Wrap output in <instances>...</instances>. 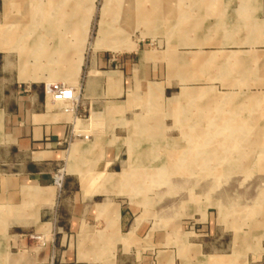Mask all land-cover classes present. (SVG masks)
Listing matches in <instances>:
<instances>
[{"label": "crops", "instance_id": "1", "mask_svg": "<svg viewBox=\"0 0 264 264\" xmlns=\"http://www.w3.org/2000/svg\"><path fill=\"white\" fill-rule=\"evenodd\" d=\"M20 1L0 0V264H185L188 257L199 259L198 264H264V204H215L203 221L194 219L191 226L179 221L158 224L134 204L130 196L138 187L143 190L137 179L152 176L149 164L170 162V152L163 154L168 150L176 151L177 162L183 163L185 146L196 142L163 140L156 132L169 130L167 121L154 123L150 107L136 106L144 91L133 87L146 82V63L99 53L86 66L82 56L75 64L77 55L70 52L79 42L73 46L68 28L58 33L59 27H53L48 36L30 32L31 23L24 19L35 15L32 6H19ZM208 2L214 4L209 32L223 36L225 51L233 52L226 45L239 34L242 43L258 44L259 65L264 66V0ZM72 15L64 11L55 18ZM13 20H20L17 44L4 31ZM225 65L233 64L226 59ZM56 84L74 87L78 104L51 99ZM158 94L159 99L168 98V87ZM180 96L194 97L186 90ZM257 96L264 98V91ZM189 106L194 107L178 110V130H196L193 123L186 126ZM159 114H165L163 107ZM214 114L203 122L223 126L200 130L245 131L244 123L257 129V118H237L231 127L233 116H224L221 109ZM58 169L61 187L53 182ZM253 207L258 208L255 216L249 215ZM238 215L254 221L252 241L240 229L235 240ZM222 226L224 232L217 235Z\"/></svg>", "mask_w": 264, "mask_h": 264}, {"label": "rangeland", "instance_id": "2", "mask_svg": "<svg viewBox=\"0 0 264 264\" xmlns=\"http://www.w3.org/2000/svg\"><path fill=\"white\" fill-rule=\"evenodd\" d=\"M15 5L12 4L13 9ZM18 5L32 6L34 18L24 19L31 23L27 25L32 29L30 32L38 30V34L48 36L45 33H51L53 27H59L58 33L62 27L68 28L67 36L73 46L82 43L70 53L75 57L81 52L84 66L99 53L146 63V82H138L133 87L135 91H144V104L141 105V100L136 106L150 107L154 123L167 121L169 130L156 132L161 133L163 140L168 139L170 144L182 143L184 138L186 144L196 142L197 146H185L183 163L177 162L176 151L168 150L163 154L170 152L167 155L170 162L149 164L147 172L152 174L151 178L137 179L143 190L138 187L131 200L154 222H189L186 225L191 226L194 219L203 221L215 204L232 202L238 208L264 204V130H261L264 98L257 96L259 91H264V66L259 65L262 56L257 53L256 42L242 43L239 34L226 45L233 52L225 51L223 36L209 32L214 19L208 16L214 4L208 0H21ZM64 11H72V17L55 18ZM19 21H9L4 30L8 32L9 42L15 44L20 43V31H16ZM101 24L114 27L109 38L119 45L117 49L106 47L105 38L98 33ZM98 40L100 45L96 47ZM242 47L250 49L241 52ZM226 59L233 65H225ZM242 62L248 65H240ZM166 87L168 98L159 99L158 92ZM182 90L194 97L182 98ZM187 103L194 107L185 108V118L190 121L186 126L193 123L195 131L177 129L181 126L178 110L182 111ZM160 107L165 109L164 115L159 114ZM220 109L226 113L224 116H233L234 123L229 126L235 127L239 118L250 116L257 118V129H248L249 125L244 123L245 131L217 130L223 125L203 122L207 117H215L214 112ZM200 116L202 120L198 121ZM208 126L217 129L200 130ZM182 173L186 176H174ZM237 213L241 216L242 212ZM256 214L258 208L253 207L249 215ZM240 216L233 228L235 240L236 229H240L252 241L256 235L250 228L254 221L241 220ZM224 230L222 226L217 235ZM197 261L188 257L185 264H198ZM174 262L178 264L177 260Z\"/></svg>", "mask_w": 264, "mask_h": 264}, {"label": "built area", "instance_id": "3", "mask_svg": "<svg viewBox=\"0 0 264 264\" xmlns=\"http://www.w3.org/2000/svg\"><path fill=\"white\" fill-rule=\"evenodd\" d=\"M51 99L59 101L67 106H75L79 102V93L72 86H66L63 84H56L51 91ZM87 138V136H84ZM54 184L61 187L62 184V170L58 169L53 177Z\"/></svg>", "mask_w": 264, "mask_h": 264}, {"label": "bare ground", "instance_id": "4", "mask_svg": "<svg viewBox=\"0 0 264 264\" xmlns=\"http://www.w3.org/2000/svg\"><path fill=\"white\" fill-rule=\"evenodd\" d=\"M23 9H25L26 10V7H24ZM89 16V15H88ZM105 19V18H104ZM87 20V19H86ZM137 23V22H136ZM86 26H87V24H86ZM82 28V27H81ZM77 30V29H76ZM85 30V29H84ZM80 31V30H79ZM114 31V27L113 26H109V27H106V26H104V24H101L100 25V27H99V30H98V33H99V35L104 39L105 38V43H106V47H109V48H111V49H117L118 47H119V45H117V44H115L114 42V40H112L111 38H109V34H111L112 32ZM82 32H84V31H82ZM85 34H86V32H85ZM80 36V35H79ZM100 37V38H101ZM99 39V38H98ZM81 40H83V38L81 39ZM100 40V39H99ZM97 41V43H96V47L98 46V45H100V41ZM94 43V44H95ZM79 44H82L81 42L79 43ZM93 44V45H94ZM79 46H81V45H79ZM94 47V46H93ZM95 48V47H94ZM81 49V48H80ZM97 49H99V47L97 48ZM81 52H79V54L77 55V57L75 58V64H79L80 62H81ZM194 137V136H193ZM237 239V238H236Z\"/></svg>", "mask_w": 264, "mask_h": 264}]
</instances>
